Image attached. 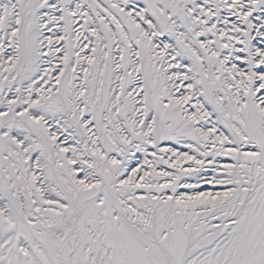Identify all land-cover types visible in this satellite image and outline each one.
<instances>
[{"label": "snow or ice", "instance_id": "6c2138e0", "mask_svg": "<svg viewBox=\"0 0 264 264\" xmlns=\"http://www.w3.org/2000/svg\"><path fill=\"white\" fill-rule=\"evenodd\" d=\"M0 264H264V0H0Z\"/></svg>", "mask_w": 264, "mask_h": 264}]
</instances>
